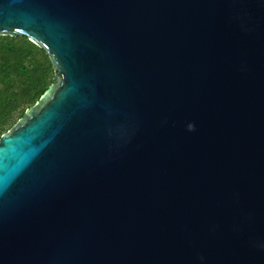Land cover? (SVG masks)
<instances>
[{"label": "water", "instance_id": "obj_1", "mask_svg": "<svg viewBox=\"0 0 264 264\" xmlns=\"http://www.w3.org/2000/svg\"><path fill=\"white\" fill-rule=\"evenodd\" d=\"M52 83L0 137V264H264V0H0Z\"/></svg>", "mask_w": 264, "mask_h": 264}, {"label": "trees", "instance_id": "obj_2", "mask_svg": "<svg viewBox=\"0 0 264 264\" xmlns=\"http://www.w3.org/2000/svg\"><path fill=\"white\" fill-rule=\"evenodd\" d=\"M47 54L25 37L0 36V137L52 83Z\"/></svg>", "mask_w": 264, "mask_h": 264}]
</instances>
